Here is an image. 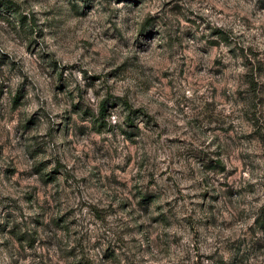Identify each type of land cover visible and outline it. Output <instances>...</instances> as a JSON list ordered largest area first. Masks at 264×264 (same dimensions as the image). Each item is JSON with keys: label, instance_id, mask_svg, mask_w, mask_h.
<instances>
[{"label": "clouds", "instance_id": "clouds-1", "mask_svg": "<svg viewBox=\"0 0 264 264\" xmlns=\"http://www.w3.org/2000/svg\"><path fill=\"white\" fill-rule=\"evenodd\" d=\"M260 64L264 0H0V264H264Z\"/></svg>", "mask_w": 264, "mask_h": 264}, {"label": "rangeland", "instance_id": "rangeland-1", "mask_svg": "<svg viewBox=\"0 0 264 264\" xmlns=\"http://www.w3.org/2000/svg\"><path fill=\"white\" fill-rule=\"evenodd\" d=\"M146 26H147V22L145 24V27ZM13 27H15V26L13 25ZM35 28H36V20H35V18H33V22H32V26L31 27H29L26 24H23L22 23V26H21V34L23 35V38L27 41V43L29 45H31V43H32L31 34H32V32H33V30ZM13 70H15V65H13ZM259 70L262 71V72H264V64H260ZM0 75H2V73H0ZM249 80H251V77H249ZM142 86L143 87H147L146 82H142ZM252 87H253V89H255V87H256L255 84H253ZM68 95L73 100V106L74 107H76V101H77V99H79L80 102H83L84 101V94H83V92L79 88H77L76 91H74V92L70 91L68 93ZM102 102H104V101H101L100 102V105H99V116L100 117H103L104 116V112H100V107H101V103ZM104 104H105V102H104ZM125 108L128 109L129 112H131V108H130V105L129 104L126 103L125 104ZM211 108H212V105H210V104H201V106L198 109H195L194 110V118H193V121L192 122L195 123L197 126H199L200 123H201V120L199 119V117L200 116L207 117V115L210 112ZM80 113L82 115L88 114V113L85 112V109L84 108H81L80 109ZM24 119L26 120L27 117H25ZM92 119L95 122L97 118H96L95 115H93L92 116ZM129 123H131V120L130 119H129ZM49 128L51 129V124H49ZM256 134L259 135L260 134L259 131ZM49 135H51V132H49ZM33 141L37 143V147H38L39 146V142L36 140L35 137L33 138ZM142 167H143V165H142ZM137 192H138V198L139 199H143L144 198V193L143 192H140L139 189H137ZM121 207H123V204H121ZM112 210H114V209L110 207L109 208V211H112ZM157 210L160 211L163 214V209L158 208ZM95 211H96V216L98 218H102L103 214L100 211H98V210H95ZM164 223L167 225L168 224V220L167 219H164ZM65 228H66V230H69V229H67V225H65ZM69 231H71V230H69ZM77 243H79V241ZM81 251L83 252L84 249L81 248ZM77 264H89V262L86 259V257L85 258H77Z\"/></svg>", "mask_w": 264, "mask_h": 264}, {"label": "trees", "instance_id": "trees-1", "mask_svg": "<svg viewBox=\"0 0 264 264\" xmlns=\"http://www.w3.org/2000/svg\"><path fill=\"white\" fill-rule=\"evenodd\" d=\"M100 112H104V102L101 103Z\"/></svg>", "mask_w": 264, "mask_h": 264}]
</instances>
